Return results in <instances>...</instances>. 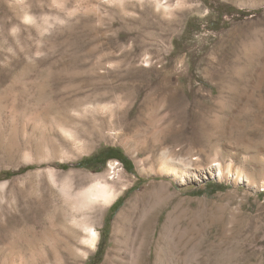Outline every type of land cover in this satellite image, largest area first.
Segmentation results:
<instances>
[{"label": "rangeland", "instance_id": "obj_1", "mask_svg": "<svg viewBox=\"0 0 264 264\" xmlns=\"http://www.w3.org/2000/svg\"><path fill=\"white\" fill-rule=\"evenodd\" d=\"M0 264H264V0H0Z\"/></svg>", "mask_w": 264, "mask_h": 264}, {"label": "bare ground", "instance_id": "obj_2", "mask_svg": "<svg viewBox=\"0 0 264 264\" xmlns=\"http://www.w3.org/2000/svg\"><path fill=\"white\" fill-rule=\"evenodd\" d=\"M159 171L162 174L172 175L173 178L179 180L180 182L186 181H198L200 178L204 177L202 173H196V171H191L188 169H183L179 164L165 158L163 155L161 156L159 163ZM209 173L221 179L223 177L222 169L220 165H213L209 168ZM212 172V173H211ZM229 175V174H228ZM230 176V175H229ZM236 177L238 180H247L246 177L242 173H237ZM114 190L112 185H110L106 181L97 180L94 184H92L89 188L85 189L79 196L78 201L82 205H86L90 207L92 210L91 215L87 217V221L82 224V229L85 233V243L86 245L93 249L96 246L98 241V233L93 224V219L96 217H101L102 211L96 210L94 213V205L97 203L103 205H110L114 199ZM141 255V256H140ZM139 258H144L143 254H140ZM108 259V257H107ZM107 262V261H106Z\"/></svg>", "mask_w": 264, "mask_h": 264}, {"label": "trees", "instance_id": "obj_3", "mask_svg": "<svg viewBox=\"0 0 264 264\" xmlns=\"http://www.w3.org/2000/svg\"><path fill=\"white\" fill-rule=\"evenodd\" d=\"M113 151L117 152L119 155H118V156H110L109 154H110L111 152H113ZM98 159H100V158L97 157V158H93V159H86V160H83V161L79 162V163L76 165V167H85V166L88 165L89 163H93V164L101 165V163L97 162ZM110 159H117V160H119V161L123 164V166H124L125 169H127V170L129 169V168L127 167V165H126V163H127L128 160H127L123 155H121L120 152H119L118 150H109V151L107 152L106 157L104 158V162L107 161V160H110ZM104 162H103V163H104ZM62 168H63V169H66V168H68V167H67V166H63ZM118 203H119V202L116 201V202L113 204L112 208L115 207V206H117Z\"/></svg>", "mask_w": 264, "mask_h": 264}]
</instances>
